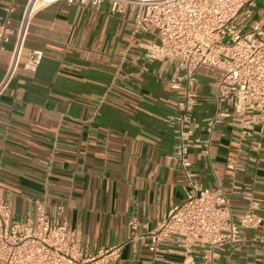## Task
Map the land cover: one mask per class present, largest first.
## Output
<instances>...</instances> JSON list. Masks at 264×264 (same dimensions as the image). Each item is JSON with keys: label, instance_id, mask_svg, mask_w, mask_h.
I'll return each instance as SVG.
<instances>
[{"label": "crops", "instance_id": "0c3cea01", "mask_svg": "<svg viewBox=\"0 0 264 264\" xmlns=\"http://www.w3.org/2000/svg\"><path fill=\"white\" fill-rule=\"evenodd\" d=\"M7 2L0 0V17ZM256 3L252 20L263 11ZM23 5L14 1L12 32ZM130 28L106 3L91 10L57 0L35 13L21 61L39 52V63L33 72L19 67L0 97V199L12 219L23 220L31 202L45 196L48 213L61 208L60 220L76 230L81 248L119 247L108 264H182L173 241L159 247L158 261L141 243L125 241L129 219L138 233L152 229L181 202L185 186L168 159L174 140L163 123L177 112L178 92L169 87L176 61H146L141 45L154 42V30L132 37ZM12 42L11 36L0 53V77ZM215 78L196 72L187 160L202 188L225 192L233 219L247 208L245 191L254 213L264 216V125L244 139L228 110L207 134L216 113ZM227 164L240 170L229 174ZM198 254L184 264H200ZM212 264H264V232L239 229V241Z\"/></svg>", "mask_w": 264, "mask_h": 264}, {"label": "built area", "instance_id": "2783aa9c", "mask_svg": "<svg viewBox=\"0 0 264 264\" xmlns=\"http://www.w3.org/2000/svg\"><path fill=\"white\" fill-rule=\"evenodd\" d=\"M14 1L8 0L0 17V53L13 37L8 64L0 77V97L19 67L28 72L36 69L39 52L21 61L27 27L38 10L57 0H22L12 32L9 16ZM260 1L262 15L252 20L257 0H65L91 10L106 3L111 14L129 19L132 37L152 28L154 42L141 45L144 59L176 61L169 87L178 92L177 112L164 117L163 123L174 140L168 159L178 164L185 179L184 196L150 230L141 226L143 232L138 233L139 225L132 218L126 223L125 241L141 243L154 260H159V247L173 241L182 264L195 250L200 264H212L220 251L239 241V229L264 232V216L254 213L256 204L248 192H242L246 210L233 219L225 192L202 188L187 160V142L196 128L193 85L199 69L216 75V113L207 124V134L228 110L244 139H251L255 128L264 125V0ZM239 170L226 165L229 174ZM60 215L58 206L48 213L43 196L31 202L23 220L12 219L8 202L0 199V264H108L118 257L116 246L94 253L81 248L76 230L68 228Z\"/></svg>", "mask_w": 264, "mask_h": 264}]
</instances>
